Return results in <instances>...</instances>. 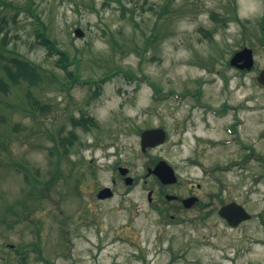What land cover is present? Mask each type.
<instances>
[{
	"label": "rangeland",
	"instance_id": "obj_1",
	"mask_svg": "<svg viewBox=\"0 0 264 264\" xmlns=\"http://www.w3.org/2000/svg\"><path fill=\"white\" fill-rule=\"evenodd\" d=\"M8 1L0 40L57 81L0 91V264H264V87L256 82L264 0H170L161 18L167 0ZM38 18L78 60L68 72L38 42ZM155 29L157 40L142 53ZM243 47L254 51L251 72L229 64ZM115 70L122 72L109 76ZM153 83L169 96L155 99ZM186 91L199 95L181 97ZM33 100L51 108L33 115ZM200 104L236 109L216 120ZM83 115L97 126L74 128L72 118ZM233 123L236 134L227 130ZM157 127L167 141L143 153L140 132ZM70 132L78 139L69 156L52 154L51 134ZM154 159L173 165L183 196L201 185L196 196L210 214L195 207L174 222L160 216L142 182ZM215 164L212 176L206 169ZM121 166L140 183L121 182ZM27 175L38 180L35 189ZM103 186L116 194L100 202ZM232 201L252 214L236 228L218 213Z\"/></svg>",
	"mask_w": 264,
	"mask_h": 264
},
{
	"label": "trees",
	"instance_id": "obj_2",
	"mask_svg": "<svg viewBox=\"0 0 264 264\" xmlns=\"http://www.w3.org/2000/svg\"><path fill=\"white\" fill-rule=\"evenodd\" d=\"M170 2H171L170 0H167V4L163 5L161 10L157 13L159 18H161L165 13L168 12L167 6ZM11 5L12 3L9 2L8 0H0V28H2L7 24L6 18L2 13L3 8L11 7ZM37 20L38 23L41 24V27L43 29L41 32L38 33V42L44 45L46 48H48L50 56L58 55L59 60L57 61V65L62 69H64L66 72H68L69 66L77 63V60L74 59L72 61L69 58L68 53L62 50L61 48H59L56 41L52 40L51 38H49V36H47L46 27L41 21V19L38 18ZM260 27L264 34V16L261 18ZM152 36H154V39H152V41L150 42L151 44L154 41H156L158 38L157 36H155V33ZM124 73L126 74L127 77L131 75L130 74L131 72H124ZM68 74L69 76H71V78L74 75V73L72 72H69ZM73 79L79 81L78 76H74ZM56 81H57V77L53 75L48 76L45 69L41 65L33 61H30L25 57H22L20 53H18L14 49L9 48L8 43L6 41V37L0 40V91H4L7 94L11 88L16 89L17 91H23L24 86L26 85L27 86L29 85L31 87H38L47 83L50 86L53 85ZM64 88L66 87H62V89ZM159 93H161V89L158 87L155 88V94L157 95ZM25 94L28 99V102L34 99L30 94V92L27 93L25 92ZM31 103L32 105L30 107V110L28 111L31 112L33 115H35L37 112L39 114L44 115L46 114V112L49 111L48 109L51 108L49 104H42L38 100H33ZM5 123H6L5 115L0 113V125ZM72 125L74 128L82 127L84 130L90 129L91 126H97V124L95 123V121H93L91 117H85L84 115L80 118H72ZM1 136L2 134L0 133V137ZM51 138L55 142L54 152L52 151V154L56 153L60 157L69 156L72 147H74L78 139L75 132H70V135L68 136L62 135L61 133L58 136L51 134ZM7 141H8V137L6 138V140L3 141L5 148L8 145ZM60 147H62L63 149L62 151L60 150ZM60 162L61 161H59L58 159V162L56 164L57 170L55 171V173H57L58 171ZM16 164L17 163H15V165ZM26 178L28 179L29 182L33 184V189H35V182L38 180L37 179L31 180L29 175H27ZM33 193H34L33 190L30 191L31 196ZM38 194L43 195L41 191L38 192Z\"/></svg>",
	"mask_w": 264,
	"mask_h": 264
},
{
	"label": "water",
	"instance_id": "obj_3",
	"mask_svg": "<svg viewBox=\"0 0 264 264\" xmlns=\"http://www.w3.org/2000/svg\"><path fill=\"white\" fill-rule=\"evenodd\" d=\"M78 37L83 36V32L80 29L75 31ZM244 62L239 64L240 62ZM231 66H235L239 69H247L251 70L254 66V56L253 51L249 48H244L243 50L237 52L230 61ZM258 84L264 86V69L260 71L257 77ZM167 139V134L163 129H149L145 130L141 133V145L142 151H146L148 147H156L160 144H163ZM120 173L125 176L128 174L129 170L127 168H120ZM149 173H153L158 176L165 183H175L177 181V177L174 169L164 160L160 161L154 170L149 171ZM133 183V179L128 177L126 179V184L131 185ZM112 196V192L109 188L102 190L99 194L100 198H107ZM174 198V197H170ZM197 199L192 197L188 200H185L184 203L187 207H191L193 203ZM220 214L223 218H225L231 226H237L240 223L251 219V215L246 211V209L237 204L231 203L224 206L220 210Z\"/></svg>",
	"mask_w": 264,
	"mask_h": 264
},
{
	"label": "flooded vegetation",
	"instance_id": "obj_4",
	"mask_svg": "<svg viewBox=\"0 0 264 264\" xmlns=\"http://www.w3.org/2000/svg\"><path fill=\"white\" fill-rule=\"evenodd\" d=\"M206 110L207 114L211 115L214 119L216 120H219L221 118H224L225 116H219V110H209V108H211L210 105H202ZM227 109V110H224V109ZM235 106H230V105H225L224 107H221V110L223 111H226V113H230L231 110H235ZM221 111V112H223ZM231 128H235V124L231 126ZM234 130V129H233ZM232 131V134H235L237 133L236 130ZM196 142H197V145H200L201 149H208L210 148L212 142H205V141H201L200 139H196ZM156 164H154L155 166ZM153 166V167H154ZM214 167L212 168L213 171H218L219 170V167L217 164L213 165ZM150 167H148L149 169ZM207 168H210V167H207ZM147 169V170H148ZM208 170V173H209V170L210 169H207ZM119 180L121 182H123L125 180V177H122L121 175L119 176ZM151 181H154L153 185H151ZM114 184L117 183L116 180L113 181ZM140 183V180H136L134 179V182L131 186L129 187H132L138 183ZM143 182V185L145 186V188L147 189V200L149 202L150 205H153L155 206L156 203H157V200L159 199V204L162 205L161 206V210L163 211L164 214H169L170 215V220L171 221H175L176 220V217H177V214L179 212H182V211H191L193 210L195 207H199L202 205V209H203V212L205 213V215H208L210 214L207 210L209 209V206H210V203L208 202L206 205L203 204V200L199 198V201L196 202L192 207H190L189 209L188 208H185L184 206V199H187L189 197H192V196H195L196 195V192L197 190H200L202 188L201 185H197L195 187L194 184H190V187H188L189 189V194L186 195V196H183L182 193H181V189L179 186H181V184L179 182H176L174 184H164L162 183L157 177H155L154 175H145L144 177V180H142ZM106 186H103L101 187L100 189L97 190L96 192V197L97 199L100 201V202H105V201H108L109 199L113 198L114 195L116 194L115 190L112 189V196L110 198H99V193L100 191L105 188ZM179 187V188H177ZM174 193H177L174 194ZM149 194H152L151 195V199H150V196ZM170 195H174L176 196L175 199H172L170 200V198H168ZM215 197L219 198V195L217 194ZM229 203V202H228ZM227 204V203H226ZM225 205V204H222L221 207ZM159 206V205H158ZM160 207V206H159ZM220 207V208H221ZM200 208V207H199ZM201 210V209H200ZM219 212V211H218ZM162 213V214H163ZM162 216V215H160Z\"/></svg>",
	"mask_w": 264,
	"mask_h": 264
}]
</instances>
